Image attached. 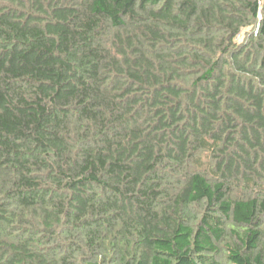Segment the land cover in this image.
<instances>
[{"label":"trees","instance_id":"obj_1","mask_svg":"<svg viewBox=\"0 0 264 264\" xmlns=\"http://www.w3.org/2000/svg\"><path fill=\"white\" fill-rule=\"evenodd\" d=\"M263 221L264 0H0V264H264Z\"/></svg>","mask_w":264,"mask_h":264},{"label":"rangeland","instance_id":"obj_2","mask_svg":"<svg viewBox=\"0 0 264 264\" xmlns=\"http://www.w3.org/2000/svg\"><path fill=\"white\" fill-rule=\"evenodd\" d=\"M241 193L240 192H236L234 194V196H240ZM206 210L200 206H197V207H194L191 209V214L193 216H198V218L200 219ZM225 225L229 226L230 222L229 221H225L224 222ZM263 225V229H264V221L262 223ZM218 254L215 255V257H213L214 261L216 262V264H229L227 259H226V249H225V246H226V241H222L221 243H219L218 245Z\"/></svg>","mask_w":264,"mask_h":264}]
</instances>
